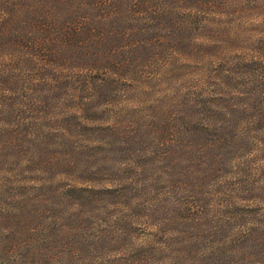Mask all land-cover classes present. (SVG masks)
<instances>
[{"label":"trees","instance_id":"trees-1","mask_svg":"<svg viewBox=\"0 0 264 264\" xmlns=\"http://www.w3.org/2000/svg\"><path fill=\"white\" fill-rule=\"evenodd\" d=\"M217 9L264 0H0V264H264V29Z\"/></svg>","mask_w":264,"mask_h":264},{"label":"rangeland","instance_id":"rangeland-1","mask_svg":"<svg viewBox=\"0 0 264 264\" xmlns=\"http://www.w3.org/2000/svg\"><path fill=\"white\" fill-rule=\"evenodd\" d=\"M218 11H222L225 13V15H228V12L232 11V14L226 18H224L223 20H226V22L228 23V25H232L233 27H237L238 26V31L239 32H244V33H248L251 32L252 29L255 28H262L264 29V16H262V10H241V9H217ZM234 21H236V23H234ZM230 22H233L232 24H230ZM248 50L245 49L243 51V53H247ZM164 81V79H161V82H158L159 84L156 85L153 89L150 90V93L147 97L143 98V100L145 101L144 103V110H145V115L144 118H142V124H161L162 127L167 126L168 124L170 125L171 122L168 121V118H166V115L163 113V108L165 105H168L171 103V100H169L170 98H172L171 96H173V91H174V87L175 84L174 82L167 77V79L165 80V83H162ZM188 90L184 89L183 92H187ZM151 121V122H150ZM180 123H184L179 121ZM167 124V125H166ZM189 124H183V128L187 129V126ZM174 136H172L170 134V132L165 131L163 135L154 138H145V141H143V145H145V147H155L157 146L160 142L162 141H169L170 139H173ZM178 143L181 144H188L189 140L188 139H180L178 141ZM170 147V150H167ZM161 148H163L164 150H166V153L168 154L169 152H171L172 154L174 153L172 150L175 148V144L174 142H171L169 144H165L164 146L161 145ZM176 156L180 155L179 152L174 153ZM130 155V152H119L116 154V158L119 161H124L126 160ZM183 157H186V153L182 154ZM166 165H169L168 163H166ZM163 166V164L161 165ZM180 170V169H179ZM174 175H170V177L167 178L166 180V185L169 183V186L173 185L172 187H176L178 185V179L181 180V182H179V185H186V181L187 178H181L180 176L176 175L175 177H173ZM175 183V184H174ZM163 185V184H160ZM178 187V186H177ZM205 190V189H203ZM23 193L27 192V190H22ZM25 193L23 195H25ZM204 197L207 199V195H208V191L203 193ZM207 194V195H206ZM9 203H14L15 202L11 199L8 198L7 200ZM9 207V206H8ZM66 223H69L68 220L66 221ZM85 227H88V223H85ZM88 234H84V237L86 238ZM78 239L83 240L82 236L80 235V233L78 234ZM91 239L89 238V240H86L85 243V249L84 250H88L90 249L91 246Z\"/></svg>","mask_w":264,"mask_h":264}]
</instances>
